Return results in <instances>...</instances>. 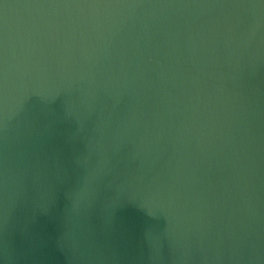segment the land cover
I'll return each mask as SVG.
<instances>
[{
	"label": "water",
	"instance_id": "obj_1",
	"mask_svg": "<svg viewBox=\"0 0 264 264\" xmlns=\"http://www.w3.org/2000/svg\"><path fill=\"white\" fill-rule=\"evenodd\" d=\"M0 264H264V0H0Z\"/></svg>",
	"mask_w": 264,
	"mask_h": 264
}]
</instances>
